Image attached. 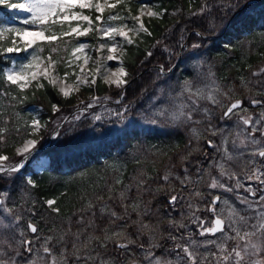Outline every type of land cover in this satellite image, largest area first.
<instances>
[{
    "label": "trees",
    "instance_id": "16d2710c",
    "mask_svg": "<svg viewBox=\"0 0 264 264\" xmlns=\"http://www.w3.org/2000/svg\"><path fill=\"white\" fill-rule=\"evenodd\" d=\"M153 1L154 7L161 15L150 18L148 21L151 35L141 34L135 39L134 44L126 45L122 56L123 66L128 73L125 78L128 84L124 88H117L114 84L109 86L97 76L95 85L84 86L78 92H81L80 95L84 98L96 95L100 98L109 97L117 100L121 96L120 101L128 106L123 119L103 117L101 121H95L89 113H83L79 119L71 118L63 121L72 108L75 94L66 99L58 93V90L43 81L45 84L43 89L35 91L33 86L25 90L23 95L26 99L20 104L11 99V95L19 94L15 86L0 80V98L8 104L1 110L4 113L3 119L9 120L7 143L2 148L3 154L10 157L8 163L19 158L13 148L25 138L23 126L34 117L27 109L29 105L39 107L37 119L47 124L46 130L40 133L36 148V156L44 155L47 158L41 171L37 172L32 165L26 164L20 173L11 176L0 175V186L6 193L7 206L11 210H21V206H16L13 202L12 195L21 187L28 186L25 183V177L26 173H30V177L36 184L32 191L39 199L33 203L31 210L37 212L38 221L34 217H28V212L26 214L21 212L20 227L24 235H27L25 225L28 220H32L37 227H41L42 222L45 223L43 228L52 232L55 237L53 251L55 250L57 255H60L62 251L66 252L68 264H100L101 261H105L106 264H132V262L144 264L147 252L166 256L170 253V249L176 248L184 241L183 236H189V231L186 229L195 225L193 217L189 219L185 212H183L184 218H182L183 214H168L164 210L165 197L170 194L171 185L180 186L186 183L187 175L194 179L195 184L196 179L200 178L201 185L208 181L213 172L215 175L218 169L215 160L219 158V154L217 152L214 156L205 154L204 150L208 144L204 143L206 140L203 143H198V140L201 136L204 139L208 136L210 138L214 135L212 130L215 125H219L220 119L226 120L222 115V106L207 111L210 119H205L207 115L201 113V120H205L197 123L201 130L197 134V142L193 141V144L185 145L188 133L186 123L172 124L169 119L157 116L155 118L161 123L160 127H151L145 122V120L149 121L150 116L156 112L155 106L161 107L167 97L175 95L181 83L185 81L184 78H195L196 54L193 50L184 47L181 49V43L184 42L187 47L200 43L199 49L202 51L204 60L211 63H216V58L221 55L224 57V50L228 45L231 46L235 54L220 60V67H224L226 63L235 62L246 70L264 57L263 50L262 55L253 53L247 56L246 60H237L239 50L234 48L235 40L242 34L264 28V0ZM237 3L239 7L233 9L231 5ZM130 7L135 11L137 2L130 0ZM94 34L92 32V36ZM75 39L70 38L71 43L67 45L68 51H64L66 55L74 45ZM148 52H151L150 56L147 55ZM174 53L176 56L179 55V58L174 60ZM8 64L0 62V68ZM58 66L59 70H64L63 62ZM220 71L225 72L223 69ZM259 78L261 80L256 81L259 88H251L253 80L249 79L247 82L249 88H240L237 95L225 98L226 102L234 99L249 101L255 98L261 100V105L264 107V73ZM33 91L35 95L32 94ZM4 92H9L11 95L4 96L2 95ZM53 104L61 110L54 112ZM16 111H20V114L17 115ZM60 122L62 123L55 136L49 139L48 134ZM17 125L22 129L19 137L15 132ZM133 140L162 144L166 152L159 158L147 162L144 170L136 171L135 169L141 162H131L127 165L122 173L124 178L136 171L134 172V191L129 201L127 193H119L121 196L117 199L114 195L116 191L113 190L116 186L111 189L112 185L108 187L102 184L104 180L101 183L92 181L78 183L74 180L78 179V175H73L76 171L96 166L103 159L115 155L116 152L124 151ZM233 155L229 161L224 159L225 165H231L233 170L244 168L246 160L242 161L239 155ZM29 160L30 158L28 162ZM64 175H73V178L68 182L65 190H56V183ZM165 175L169 177L167 182L163 179ZM53 176L56 180L48 183ZM202 190L209 197L206 186ZM175 193H178L177 189ZM191 196L196 198V193ZM50 197L56 201L53 206L60 209L59 213L52 212L43 204V201ZM123 203L128 206L124 207ZM89 204L92 206L89 207ZM174 204L176 207L180 205L179 201ZM111 212H116L123 219L111 217ZM0 222H2L0 233L7 235V240L2 237L5 242L3 251L7 255L18 251L19 255H15V259L17 264H21V261H24L21 257L25 252L24 247L18 243L20 236H15L16 228L13 223L7 222L9 226L5 227V222L1 220ZM141 223L149 225V229L141 230ZM121 230V237H115L107 243L106 247H100L105 231L112 233ZM32 235L34 234H28L26 237ZM192 236L194 239L199 238L195 230ZM89 237H99V240H89ZM120 238H123L121 241L130 240L133 243H128L126 249L118 248L116 242ZM9 241L12 243V249L7 247ZM74 243L77 244L75 250ZM152 244L158 246L151 247ZM89 253H91V259L86 261L84 257ZM77 254L81 257L79 260L76 259Z\"/></svg>",
    "mask_w": 264,
    "mask_h": 264
},
{
    "label": "snow or ice",
    "instance_id": "6c2138e0",
    "mask_svg": "<svg viewBox=\"0 0 264 264\" xmlns=\"http://www.w3.org/2000/svg\"><path fill=\"white\" fill-rule=\"evenodd\" d=\"M124 5L125 9L128 10V15L124 16L120 12H114L107 17V21L104 20L103 13L106 9L112 10L116 9L118 6ZM0 7L8 9L17 13H25L24 18L19 19L17 26V18L15 16L9 17L12 23L0 20V62L10 63V66L0 68V80H3L8 85H14L15 90H18V95H11L9 92H4L2 95L9 96L11 99L17 103L22 104L26 97L23 95L25 90L33 88L35 91L43 89L46 81L48 85L52 86L54 89L58 90L64 98H69L74 92H78L83 86L92 87L96 84L97 76L103 80L105 84L109 86L115 85L117 88H124L128 84V80L125 79L128 76L126 69L123 66V62L120 59L124 55L126 45H132L135 43V38L140 37L141 34L151 35L148 27L144 23V17L149 18L160 16L161 13L152 11L151 6L146 3H141L138 13L133 15L131 8L129 6V0H0ZM233 9L239 7V4L231 5ZM88 9L90 11L94 10L97 15L93 19L91 15H86L84 10ZM147 9V11H146ZM203 11V10H202ZM195 14V13H193ZM131 20L132 24L129 25L126 21ZM114 21H125L124 23H112ZM75 22V24L73 23ZM96 32L99 37H106L105 43L100 44L95 51H100V49L107 48V55L103 57L106 61H120L115 71H112L108 66L98 59L94 62V68L86 73L85 68L82 65L76 64L75 66L79 68L80 74L75 71L69 73L65 71L63 77L59 75H54L56 70V65L61 62L64 63L66 68H72L76 61L83 58L84 64L87 65L88 61L91 59L90 56L85 54V49L89 47L87 43L81 42L75 44L71 47V51L67 57H61L59 53L61 52V42L64 43L65 47L63 51L67 52V45L71 43L70 39L66 38H79L81 36H86L89 33ZM117 38H120L119 40ZM7 41V42H5ZM193 48L199 47L198 44H193ZM47 50V55H43ZM119 52V56L117 53ZM21 53L24 54V59L17 61L12 57L14 55L19 56ZM147 55H151L148 52ZM102 70L103 73H102ZM264 73V69H261ZM69 75L75 76V80L71 83H67ZM257 75V73H253ZM33 91V95H35ZM220 92L218 86L215 85L213 81L212 86L208 91L203 88L193 87V84L189 81H185L182 91L180 93L183 96L184 93L188 94V99L192 103V108L189 111V105L186 103H179L169 111L168 109H158L154 113L155 116L164 119H170L172 122L177 121H191L192 111L198 109V101L200 99H207L213 104L219 103L217 98V93ZM225 95H227L225 93ZM99 97H92L90 102L87 103L83 109L77 107V111L80 114L91 109L99 101ZM105 99H108L105 97ZM120 101L117 100V103ZM254 104L258 101H253ZM242 101H236L231 103L227 110L224 112L225 118H231L232 115H238L237 109L241 111H246L241 107ZM53 111H58L57 105L53 104ZM124 111H116L110 113V115L117 118L123 119ZM206 111V110H205ZM17 115H19L17 113ZM4 113L0 111V175L20 173L25 167V163L30 158L32 152L36 149L39 142L40 133L42 130H46L47 124L42 123L36 117L31 119L30 123H26L24 128L25 138L22 141V145L16 147V155L20 156L22 159L6 164L5 162L10 160L8 155L3 154L2 148L7 143V134L9 133V120L3 119ZM79 119V115L76 117ZM240 121L245 126L251 127V134H255L257 131H261V135H264V130L254 126L260 124V121H253L252 116H240ZM95 121H101L102 116L95 115ZM261 120H264V113L261 114ZM151 123H157L156 119H153ZM21 126L17 125L15 127V132L19 137L21 133ZM193 133L196 134V130L193 129ZM215 134V133H213ZM250 134V135H251ZM240 135L239 133L237 134ZM227 144V139L225 138L222 142ZM235 144V141H233ZM250 143L253 146L259 145L260 141L251 139ZM240 145L242 147H247L244 140H240ZM209 146L212 147L213 144L209 141ZM217 150H220L219 148ZM224 158L225 160H231L232 156L225 147ZM252 156H259L264 159V146L251 152ZM253 163H255L253 161ZM219 170L221 176L227 175L230 179L235 177V173L229 172L223 163L219 164ZM264 172L259 171V169L254 168L252 175L247 177L248 180L255 179L259 183L264 184ZM164 181L169 180L168 175L163 177ZM119 183V181H117ZM25 183L35 188L36 184L31 177H25ZM183 183V181H182ZM213 189L220 187L225 191H232L233 189L219 183L216 179L212 180L210 185ZM243 187V185L237 180L236 188ZM251 195L255 196V192L251 188L245 189ZM6 196V193L4 194ZM197 195H199L197 193ZM220 197H214L211 201L212 207L209 211L213 212L216 216L210 227H204V221L200 220L201 232L200 235L205 234H216L222 232L221 242L216 244L217 253H213V258L215 264H264V260L261 259H251L253 257H259L260 253L264 251V212H260L257 218V223L250 226L251 230H248V222L245 217L239 215L236 209L231 208L225 219H222L220 215L216 214L215 205L220 201ZM177 200L176 196H171L169 203L174 204ZM261 201H264V195L260 197ZM6 203L5 199H0V206ZM48 207L54 213H59L60 209L54 207L56 201L48 200L46 201ZM227 204V201H224ZM241 203H247V200L241 199ZM92 205L89 204V207ZM251 207V205H248ZM135 207V206H134ZM10 208H5L6 213H11ZM103 211V209L101 210ZM110 216L115 219H123L117 215L116 212H111ZM199 219V218H197ZM19 222V217L16 218V223ZM2 223V222H0ZM243 225V227H242ZM7 227V225H4ZM183 227V225H180ZM225 226L228 231H225ZM28 228L32 233H36L37 229L32 224L28 225ZM141 230H148L149 225L140 224ZM230 233H234L231 235ZM20 239L18 243L24 247V250L31 254L33 253V248L31 245L33 241L24 238V233H19ZM121 231H114L108 233L105 231L104 239L100 242V247H106L107 243L115 237H121ZM15 239V237H13ZM96 239L99 237H89V240ZM127 239V237H124ZM174 239V237H173ZM77 240H79V235H77ZM234 241V245L229 249L228 241ZM51 238L44 241L42 245V252L44 256L39 255V250H37L36 258L29 261V264H40V261L44 260L45 257H51L50 264H67L66 252L62 251L60 256L57 257L53 249L48 245ZM4 241H0V249L4 246ZM128 243H133V241L116 242L118 248L126 249ZM215 243V241H213ZM158 245L152 244L151 247H157ZM7 247L12 249V243L7 242ZM177 247H180L177 245ZM77 248V244H73V249ZM183 253L187 257L185 264H197V254L190 250L189 247L182 248ZM5 252L0 250V264H17L15 256H9L5 258ZM15 255H19L16 251ZM153 253L151 251L147 252L145 258L149 260L150 264H172L171 261H163L160 258L153 259ZM81 257L79 254L76 255V259L79 260ZM87 261L91 259V253L84 257ZM206 259V258H205ZM100 264H106L105 261H101ZM204 264V261H201Z\"/></svg>",
    "mask_w": 264,
    "mask_h": 264
},
{
    "label": "rangeland",
    "instance_id": "374dc122",
    "mask_svg": "<svg viewBox=\"0 0 264 264\" xmlns=\"http://www.w3.org/2000/svg\"><path fill=\"white\" fill-rule=\"evenodd\" d=\"M137 2V8L135 11H133L131 9V12L133 15L138 13L139 7L141 6V3H146L148 5L151 6V10L152 11H156L157 9L154 7L155 2L153 0H134ZM129 6H130V0H129ZM131 8V7H130ZM147 11V9H146ZM114 12H120L122 15L127 16L128 15V10L125 9L124 5H120L118 6L116 9H106L105 12L103 13V17L104 20L107 21V17L114 13ZM84 13L86 15H91L92 18L94 19L95 16L97 15V13H95L94 10L90 11L88 9L84 10ZM25 13H17V12H13L10 11L8 9L2 8L0 7V20L2 21H7L8 23H12L11 20H9V17L15 16L17 18V26L18 25V21L19 19L24 18ZM144 23L146 24V26L148 27V21L150 20V18L148 16H145L144 18ZM125 21H114L112 23H124ZM129 25L132 24L131 20L126 21ZM75 24V22H73ZM95 34L92 36V33H89L86 36H81L79 38L75 39L74 45L75 44H79L81 42L87 43L89 45L88 48L85 49V54L87 56H90L91 59L88 61L87 65L84 64V60L83 58H81L80 60L76 61L75 64L73 65L72 68H66L64 66V70H59V66L58 64L56 65V70L53 73L54 75H59L60 77H63L65 74V71L71 73L73 71H75L77 74H80V70L78 67H76V64L82 65L85 68V72L88 73L90 72L95 64L94 62L96 60H100L101 63H104L108 66L109 69H111L112 71L116 70V67L118 66L120 61H106L103 59V57H105L108 53H107V48H103L100 49V51H95L94 49H96L100 44L105 43L107 38H101L99 37V35L94 32ZM200 34V33H199ZM204 38L206 37L205 35H201ZM66 39H70V38H66ZM118 40L120 38H117ZM136 39V38H135ZM6 42V41H5ZM185 43H181L180 48L182 49L187 48L188 50H193L196 54L195 58H194V66H195V78L194 79H189V77L184 78L185 81H189L193 84V87H199V88H203L206 91H208L210 89V87L213 84V81L215 82V85L219 87L220 92L217 93V98L219 103L217 104H213L210 101H208L207 99H200L198 101V109L195 111H192V120L191 121H177V123H186V125H188V133L186 135V143L187 144H193V141L198 140V132L201 130V127H199L197 125L198 122H201L205 119H210V114L207 112L209 111V109H216L217 107L222 106V110L224 109V107L226 106V99L225 98H230L231 95L235 96L237 95L238 91L240 88H249L248 87V80L252 79L253 81L251 82V88H259L257 86L256 81L261 80L259 77L262 76V72L261 69H264V57L258 61L255 62L250 68H247L246 70L244 68H241L237 63L233 62V63H226L224 65V67H220L219 66V62L220 60L225 59V56L228 55H234L235 52L233 51L232 47L228 45V47L224 50L225 52V56L222 57V55L219 58H216V63H211L210 61H205L203 54L201 53L202 51L199 49V47H195L193 48L192 45L190 47H187L184 45ZM198 45H200V43H198ZM234 45L236 47H234L235 49L239 50V57L237 58V60H246L247 56H249L250 54L253 53H260L261 55L263 54L262 51L264 50V28L263 29H258L255 31H250L247 33L242 34V36L240 38H237V40H235ZM163 45H161L162 47ZM65 47L64 43L61 42V52H60V56L61 57H67L69 55V53H67V55L65 54V52L63 51V48ZM71 51V50H70ZM181 52V51H180ZM43 55H47V53H44ZM117 56H119V52L117 53ZM174 60L179 58V55L176 56L174 53ZM13 59L20 61L24 59V54L21 53L19 56L14 55L12 57ZM122 60V57L120 58ZM226 62H229L228 60H226ZM10 66V63L7 65ZM5 66V67H7ZM223 69L225 72H221L220 70ZM104 70H102L103 73ZM253 73H257V75H253ZM100 77V76H99ZM75 80V76L69 75L67 83H71L72 81ZM183 81L180 85V89L175 93V95L169 96L165 99L164 104L159 107V106H155L154 110H158L160 109H168L169 111H171L175 105L183 102L189 105V109H186V111L191 110L192 103L191 101L188 99V94L184 93L183 96L180 95L184 82ZM84 87V86H83ZM81 87L79 89V91L83 88ZM85 89V88H84ZM78 91V92H79ZM78 92H74L73 94H75V98H74V103L72 105L71 110L69 111V113H67L65 115V117L63 118V121H68L71 118H74L76 120V117L79 115L80 117V113L77 111V107L79 106L80 109H83L84 106L90 102L92 97H97L96 95H92L91 97H81L80 93ZM225 93L227 95H225ZM232 93V94H230ZM88 94V93H86ZM121 96L118 97L117 100L120 101ZM100 98V97H99ZM108 99H105V97L100 98L99 101L96 103V105H94L93 108L88 109L87 111L83 112V113H89V115L94 119L95 115H100L102 116V118H111V117H115L110 115V113L112 112H116V111H124L125 108L128 109V106L126 105V103H122L121 101L119 103H117V100H113L109 97H107ZM255 99V98H253ZM122 103V104H120ZM225 103V104H224ZM208 104V105H205ZM8 104L5 103V100L3 101L0 98V111L5 108ZM218 105V106H217ZM27 109L32 112V115L34 117L37 118L38 115V106H34V105H29L27 107ZM59 109V108H58ZM61 110V109H59ZM206 110V111H205ZM249 111H252L254 113L253 116V121H260V124L258 125H254L256 127H264V120H261V114L264 113V107L263 106H257L255 108L250 109ZM18 114H20V111H16ZM236 112L239 113L241 112L240 109H237ZM201 113H204L206 116L205 119L201 120L200 115ZM125 114V113H124ZM238 115H232L231 118H225L226 120H221L220 119V125L222 127L221 131H217V130H212L213 133H215L214 135H211L210 138L208 137H204L201 136L200 139L198 140V143L202 142L204 140L205 144H208L207 148L204 150V153L207 155H211L214 156V153L217 152V154H219V158L216 159V165L218 167L217 171L215 172V175H213V173L211 174V176L208 178V181L201 185L200 182L202 181L200 178L196 179V184L193 183L194 179H191L188 175H187V179H186V183L182 184V185H171L170 189L171 192L168 196L165 197V206H164V210L167 211L168 214H172V212L170 210L173 209H177L180 211V215L183 214V212H185V215L189 216V219H191L190 217H193V222L195 223V225H191L192 227L189 226L188 229H186V231H189V236H183L184 241L180 244H178L180 247H176L173 249H170V253L167 254L166 256L163 255H153V259L155 258H160L163 261H171L172 264H185V262L187 261V257L186 255L183 253L182 248L183 247H189L190 250L194 251L197 254V264H201V261H204V264H215V260L213 258V253H217V248H216V244L221 242V237L223 236L222 232H219L215 235H203L200 236L198 239H194V237L192 236V232L195 230L196 233L198 234L197 231V225L200 222V217L198 216H193L195 213L194 211L196 209L199 208H207V204L208 205H212L211 204V199L213 197L214 194H218L219 197L221 198L220 201H218V203L215 205V210H216V214L220 215V217H222L223 219H225L227 217V213L231 208H235L236 211L239 213V215L243 216L246 218L247 222H248V230H251L250 226L252 224H256L257 223V218L260 212H264V201L260 200V197L262 195H264V184L259 183V181L252 179V180H248L247 177L249 175H252L253 169L257 168L256 166V159L258 158L257 156H252L251 152L258 149L259 147L264 146V137H259L256 133L253 135H249L248 133V129H251L252 126H245L242 124V122L239 119ZM238 116V118H237ZM245 116H247V114H245ZM151 119L149 121L145 122L153 127V126H161V123L157 120V123L153 124L151 123V121L155 118V115H151L150 116ZM169 121L172 124H175L176 122H172L170 119ZM225 121V125L223 127V122ZM31 122V120L29 121V123ZM62 122H60L59 124L55 125V127L53 128V131L51 133L48 134V138L52 139L59 126L61 125ZM193 129L196 130V134L193 133ZM240 134L239 136L237 134ZM227 139V144H223L222 142L224 141V139ZM251 139H255L260 141L259 145L253 146L250 143ZM240 140H244L245 144L247 145V147H242L240 145ZM22 141L21 140L19 143H17L14 146V152L16 153V147H19L22 145ZM209 141L212 142L213 146L210 147L209 146ZM233 141H235V144L233 143ZM197 142V141H196ZM38 146V145H37ZM36 146V148H37ZM228 149V152L231 154V156H237L239 155L240 159L246 160L245 161V167L242 168L241 170H233L231 169V165H225L224 162V148ZM220 150H217V149ZM37 149H35L31 156H30V160L29 162L27 161L25 163L26 164H30L32 165L33 169L35 171H41V169L43 168V166L46 164L47 162V158L46 156L43 155H37L36 156V151ZM166 152V150H164L163 145L162 144H154V143H149V142H143V141H139V140H133V142L122 152H116L115 155L109 157V158H105L103 159L99 164H97L96 166H91V167H87L85 169H80L78 171H76L73 175H78V179H74L76 182L78 183H86L85 181H92V182H97V183H101V181L104 180V182L102 183L103 185H107L108 187H110V185H112L111 189L113 188V186H116L113 188L114 191H118L114 193V195L117 197V199L121 196L119 193H127V200L129 201L131 199V196L133 194L134 191V172L139 171V170H144L147 166V162L152 161L154 159L159 158L161 155H163ZM19 158H17L14 162H17L19 160H21L22 158L20 156H18ZM223 158V159H222ZM222 160V161H221ZM229 161V160H227ZM226 161V162H227ZM253 161L255 163H253ZM11 162V163H14ZM131 162H141V164L136 166V171H133L129 174V176L127 178H124L122 173L124 171V169L127 167V165ZM6 164H11L8 162H5ZM223 163L225 165V167L227 168V170L231 173H235V177L234 178H229L227 175L225 176H221L220 174V170H219V164ZM210 164L212 165V163L210 162ZM130 165V164H129ZM186 172V169H185ZM187 174V173H186ZM73 175H64L62 177L59 178V182L56 183L55 185V189H64L66 188V186L68 185V182L70 180H72ZM26 177H30V173H26ZM130 177V178H129ZM91 178V179H89ZM216 179L217 181H219V183L224 184L230 188H232V191H225L224 189L217 187L215 189H213L210 185L212 183V180ZM56 180V178L53 176L50 178V180H48V183H52ZM237 180H239V182L243 185V187L240 188H236V183ZM119 181V183L117 182ZM182 183V182H181ZM206 186V192L209 193V197L206 196L205 192H203L202 188ZM106 187V186H103ZM106 187V188H108ZM247 188H251L252 191L255 192V196L251 195L249 192L245 191V189ZM32 187L30 186H26V187H21L15 194L12 195V199L13 202L15 203L16 206H21V210H12L11 213H6L5 212V208H10L7 206V197L4 195L5 191L2 189V187L0 186V199H5L6 203L3 206H0V220L5 222V224L7 226H9L7 224V222H11L13 223L14 227L16 228L14 230L15 236L19 235L20 232H23L22 228L20 227L21 222L19 221L18 223H16V218L19 217V214L28 212V217H34L36 219V221H38L37 219V212L35 210H31V206H33V203L35 201H38L39 199L37 198L36 194L32 191ZM177 189L178 193H175V190ZM201 191V192H200ZM203 192V193H202ZM196 193V198L192 197V194ZM197 193L199 195H197ZM171 196H176L177 200L176 202L179 201L180 205L179 206H175V204H170L169 200ZM208 198V200L206 199ZM245 199L247 200V203H241V199ZM54 198L50 197V198H46L45 201H43V204L45 206H48L46 201L48 200H53ZM224 201H227L228 203L225 204ZM175 202V203H176ZM127 203V202H126ZM126 203H123L124 207H127L128 205ZM169 205V206H168ZM248 205H251V207H249ZM16 212V213H15ZM145 213V211H144ZM15 214V215H13ZM18 214V215H16ZM184 214L183 217L184 218ZM20 218V217H19ZM199 218V219H197ZM20 220V219H19ZM32 221V220H31ZM198 222V223H197ZM41 227H37V232L33 233L34 235L32 236H28L26 237L28 234H31L32 232L30 231V229L28 228V224L26 223L25 228L27 231V235H24V238L26 239H32L33 240V244L31 245V247L33 248V253L29 254L24 250V255H22L21 258L24 259V261H21V264H29V261H31L32 259L36 258V253L37 250H39V255L40 256H44V253L42 252V245L44 244V241L48 238H51V241L49 243V247H52V249H55L53 247V244H55V237L54 234L52 232L47 231L46 229L43 228V226H45V223H41ZM49 226V225H48ZM200 226V225H198ZM50 227V226H49ZM243 227V225H242ZM225 231H228L227 227L225 226ZM231 235H234V233H230ZM5 234L0 233V241H3L2 237H4L5 240L6 239ZM123 238H120L118 241L120 242H126V241H121ZM116 240V239H115ZM117 241V240H116ZM213 241H215V243H213ZM127 243V242H126ZM234 241H228V247L229 249H231V247L234 245ZM5 247V245L3 246L2 249L3 250ZM15 252L13 251L12 254L7 255L6 253V259L9 256H15ZM54 254L59 257L60 255H57V252L54 250L53 251ZM61 252V251H59ZM146 255V254H145ZM210 256V257H207ZM206 258V259H205ZM261 259L264 260V251H262L259 255V257H253L251 259ZM50 260L51 257H45L44 260L40 261V264H50ZM20 261V260H19ZM68 264V263H67ZM132 264H135V262H132ZM144 264H150L149 260L144 258ZM190 264V262H189Z\"/></svg>",
    "mask_w": 264,
    "mask_h": 264
},
{
    "label": "flooded vegetation",
    "instance_id": "af4514ba",
    "mask_svg": "<svg viewBox=\"0 0 264 264\" xmlns=\"http://www.w3.org/2000/svg\"><path fill=\"white\" fill-rule=\"evenodd\" d=\"M241 101H242L241 107L243 109H246V111H241L238 115L239 118H240V116H245V114H247V116H252V118H253L254 113L252 111H249V110L252 108H255L257 106H262L261 100H259V99L258 100L257 99H250L249 101H246V100H241ZM253 101H258V103L254 104ZM230 102H231V100H230ZM238 116H237V118H238ZM224 125H225V122H223V127H224ZM258 128H260L261 130H264V127H258ZM218 129H222L220 124L217 126L215 125L213 128V130H218ZM248 133H249V135L251 134V129H248ZM256 134L259 137H264V135H261V131H257ZM251 135H253V134H251ZM256 166L259 169V171L264 172V159H262L258 156V158L256 159ZM262 179H264V177H262ZM116 192L118 193V191H116ZM213 196H215V194ZM208 204H207V208L202 207V208L196 209L194 211L195 214L193 215V216L202 217L200 220L204 221V227L205 228L211 226V224L213 222V218L215 217V215H213V212L209 211V209H210V207H212V205H208ZM170 211L172 212V214H175V213L180 214V211L177 209H173ZM198 225H200V222L198 223ZM198 225H197V231H198V236L200 237L201 236L200 232L202 229ZM205 235H211V234H205Z\"/></svg>",
    "mask_w": 264,
    "mask_h": 264
},
{
    "label": "water",
    "instance_id": "95a60500",
    "mask_svg": "<svg viewBox=\"0 0 264 264\" xmlns=\"http://www.w3.org/2000/svg\"><path fill=\"white\" fill-rule=\"evenodd\" d=\"M236 101H240V99H236V100H233V101H231L228 105H227V107L231 104V103H233V102H236ZM227 110V108L225 109V111ZM224 111V112H225ZM214 197H217V195H215ZM214 197H213V199H214ZM212 199V200H213ZM216 218V216L213 218V221H214V219ZM28 224H32L34 227H35V225L33 224V223H31V222H29Z\"/></svg>",
    "mask_w": 264,
    "mask_h": 264
},
{
    "label": "bare ground",
    "instance_id": "6f19581e",
    "mask_svg": "<svg viewBox=\"0 0 264 264\" xmlns=\"http://www.w3.org/2000/svg\"><path fill=\"white\" fill-rule=\"evenodd\" d=\"M234 100H236V99H234ZM231 101H233V100H231ZM240 101H241V99H240Z\"/></svg>",
    "mask_w": 264,
    "mask_h": 264
}]
</instances>
